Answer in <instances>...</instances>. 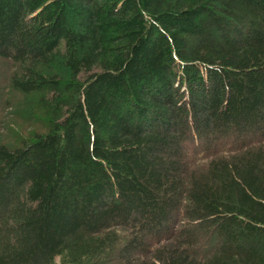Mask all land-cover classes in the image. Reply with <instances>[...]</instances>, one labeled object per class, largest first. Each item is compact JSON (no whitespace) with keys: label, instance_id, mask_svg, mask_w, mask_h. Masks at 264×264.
<instances>
[{"label":"trees","instance_id":"1","mask_svg":"<svg viewBox=\"0 0 264 264\" xmlns=\"http://www.w3.org/2000/svg\"><path fill=\"white\" fill-rule=\"evenodd\" d=\"M8 91L0 264H264V0H0Z\"/></svg>","mask_w":264,"mask_h":264},{"label":"rangeland","instance_id":"2","mask_svg":"<svg viewBox=\"0 0 264 264\" xmlns=\"http://www.w3.org/2000/svg\"><path fill=\"white\" fill-rule=\"evenodd\" d=\"M7 72L9 70L7 69ZM26 98L17 92L8 91L4 98V103L0 102V141L11 144L17 143L22 138L30 135L32 132L41 131L43 128L42 117L37 114L34 117H28L29 111L27 104L31 99ZM146 241H151L152 237L148 234L143 236ZM59 264V259H55Z\"/></svg>","mask_w":264,"mask_h":264}]
</instances>
